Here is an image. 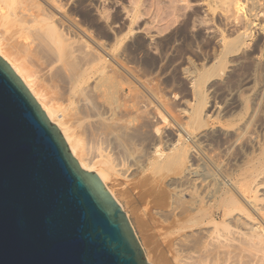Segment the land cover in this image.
Here are the masks:
<instances>
[{
    "label": "rangeland",
    "instance_id": "rangeland-1",
    "mask_svg": "<svg viewBox=\"0 0 264 264\" xmlns=\"http://www.w3.org/2000/svg\"><path fill=\"white\" fill-rule=\"evenodd\" d=\"M64 1L66 0H61V2ZM202 1L203 3L201 2V0H93L92 2L94 3V6L97 8L96 11H99L96 13V17H99L97 16V14H99L100 16L105 15V17L108 20L110 19L109 21L111 22L113 21L112 25L114 24L113 26L115 30L116 31L118 30V32L115 31L117 35L114 34L113 31L114 29H113L108 35L109 38L108 36H105L102 37V39L109 43H112L110 45L117 47L118 42L120 41V38L122 36V39L124 40L123 43L120 45V48L123 52H125L126 50V54L123 53L124 58H122V61L124 62L125 59L126 63H124L123 65L126 64L125 67L127 68L130 67V69L134 67L138 69L137 70L134 68L133 69L134 71L128 70L130 74L129 72H123L125 75L126 73L127 75L128 74L130 75L129 76L130 78L126 76L125 79V77H123L124 78L123 81L125 80L122 83L123 95L126 94V97L124 96L125 101L127 100V103L133 104L134 96L130 95V93L137 95L138 97L137 96L135 97L140 99L143 103L140 100L137 101V99H135L136 103L137 102L138 103L136 104L134 102V104L138 106L140 105L139 106L140 111L141 110L143 111V112L141 111V114L143 113L144 114L143 116L146 117L145 112L147 110H145V108L149 109L147 111L148 112L147 117L149 116L148 118H151L150 120L153 121L154 124L153 123L152 124L155 127L157 128L160 127V129H158L159 136L158 135L157 136L161 138L160 139L161 141L159 143H156V145L158 150L163 153V155L158 158V160H160L161 163L158 164L157 163L158 161L154 162V159L150 158L151 155L149 153H148L149 155L145 153L149 150L151 151L152 144L150 143L153 142V136L148 132L149 126L147 125L143 127L141 130L142 132L144 131L143 134L140 131L141 132L140 133L141 135H139L140 137L138 136L137 138H134L135 141L136 140L138 141L136 142L137 146L136 144L132 146L133 142H135L133 140H132L133 142L131 141L132 144H130L129 146L131 148L135 146L134 149L136 148L135 149L136 151L134 152V149L133 150L131 149L133 152L130 151L131 152L130 154H133V156L131 155V157L134 159L136 153V157L134 160L136 163L138 162L139 165L137 164L135 169L129 170V172L127 173L128 174L127 176L129 177L126 176L125 178H123V176H117L118 177L117 178L115 177V174H113V172L111 171V173L114 176L110 173L109 176H111L110 177L111 179L108 176V179L106 180V184L114 191L118 202L120 203L122 209L126 213V216L134 232L136 233V237L138 238L139 244L142 248L146 261L150 264H181L183 260L185 262H188L187 260H189L188 256L190 254L188 252L192 248L191 243L192 246L194 245L195 249L202 248L203 246V244H201L202 238L201 239L199 238L201 241V243H199L198 242L199 236H196V234L203 229L210 228L212 230L213 223L209 221H211L213 218L218 222L221 221L220 224H222V218L226 217L225 215L226 213L228 214V212L229 215L231 216L233 215L234 217L232 216L233 217L232 218L231 216H229L228 218L230 219L224 218L223 221H225L226 223L229 221L228 224L232 226L230 229L228 224H227L228 226L222 224L221 227H219L220 226L219 224L218 227L219 230L221 228L220 233L222 236L225 234V232L230 233V231L233 230L232 228H234L238 224V222L240 224H238L236 228H234L236 229V231L237 228L239 229L240 225L241 227L239 230L241 231L243 229L242 231H245L246 229L245 227H248L250 225L249 223H252L253 225H257L259 227L262 226L261 228H264V44L261 43L264 42V36H263L264 33H260L261 35L259 34L257 35L254 32H252L253 35L250 34L249 35L250 38L249 37L245 38L242 44L239 42H232V40L230 42L229 31H226L223 23H221V20L219 21V18L221 19L223 15H226L228 17H231L230 19L233 20L234 18L232 17L231 11L230 10L227 11L228 14H226L225 11V13L223 14L224 10L222 9L223 10L222 11L221 9H219L221 8L222 5L217 0H212V1L207 0L208 2H206V0H202ZM243 1L244 2L246 1L245 2L246 7L250 6L252 3L255 4V7L257 6L255 9H258V7L259 8L264 7V3H263L264 0H251V2L249 3L248 0H243ZM259 1L261 4L256 3ZM209 5H212L211 7L213 9L210 8ZM215 7H217L218 9ZM203 8L204 9L206 8V11ZM214 8H215V12H213ZM247 8L246 10L248 11ZM216 9L217 11L221 10V13L217 12ZM253 11L252 13H254ZM203 12L207 14H204ZM211 13L212 16H208L211 15ZM247 13L249 14L250 12ZM206 15L207 17H205ZM216 15L218 16L220 15V16L217 17ZM204 17L206 18V20ZM251 17L254 18V16ZM217 18L218 20L216 21ZM237 19L239 21H237ZM237 19L235 20V22H237L236 23L237 26L238 25L241 26L243 23L244 16L241 14ZM205 21L208 23H205ZM204 23L205 26L207 24V27L203 25ZM119 24H121L122 26ZM221 25L223 26V28L220 27ZM201 27L203 28V30L201 29ZM204 29L207 30V32ZM213 30L217 34H219L218 32H220L219 34V36H221L220 40L218 39L219 37H215V35L212 33L214 32ZM120 31L122 32L124 31V33H121ZM119 33H121L122 35L120 34L119 36ZM230 33L232 39L234 33L232 32ZM205 34L207 35V37ZM226 36L228 37L229 41L226 39ZM145 37L146 38L150 37L151 39H153L152 41L154 43L152 42V44H150L152 46L149 47L150 49H147L145 46ZM110 38H112L113 40H111ZM225 40H227V42H230L231 45H229V43L227 45L226 44L227 42ZM224 42L225 45H222L224 44ZM244 43L245 45L246 44L247 45L245 46ZM215 44L217 45V47ZM125 46H127V48ZM228 46H230L232 50L231 49L228 50L229 48ZM226 49L229 51V53L226 52L227 51ZM111 64L114 67L116 66L117 68H119V66L116 63L111 62ZM132 72L134 73L136 72V73L134 74ZM131 73L134 74L135 77L137 78H134V75L132 77ZM198 77H200V80ZM128 79H131V81H129ZM137 79L139 81L141 80L144 83V85H147L150 82L149 84L151 86L148 84L149 88L148 86H145L146 88H144L143 87L144 85L141 84L142 82L141 81L139 82ZM151 79L153 82L151 81ZM126 80L132 83L131 84L127 83ZM134 85L137 86L138 88H136ZM129 88L131 89L136 88L137 92L136 91L135 93L133 92L135 89H132L131 92ZM152 88L154 90L156 88L157 89L153 91ZM194 88H196L197 91ZM154 92L157 93L155 94ZM162 93L163 95L161 96L160 94ZM154 94L156 96L158 95V97H155ZM127 95L130 96L128 97ZM131 96L132 99H130ZM164 97H166V99ZM127 98L130 100L128 101ZM201 101L202 103L199 105ZM143 104L145 107L142 106ZM194 106L196 108L197 107L199 108V110L197 108L199 112L200 109H203L204 111V113L203 111H201L199 116L201 118L200 119L201 124L199 123V119L196 120L200 125H196L197 123L194 120L196 119V117L193 118V122L190 117V111L195 108ZM150 111L154 113H151ZM158 111H160V113H158ZM187 112H189V114H187ZM161 113H163L164 115ZM185 116L187 117V119ZM147 117L145 118L146 120ZM163 117L165 120H162ZM202 118L203 120H205L203 122L205 125L202 124ZM178 119L183 120L182 121L184 123L183 125L190 130V137L192 136L191 138H194V140L188 138L187 141V145H188L187 148L189 149L188 150L189 157L187 158L188 160L186 163L188 165L186 166V163L184 165L176 164L177 167L175 168L174 163H172L173 166L171 167L168 166L171 165V163L167 164L166 162H164L163 157H165L164 155L168 152L167 149L168 145L166 146L164 141L167 142V144L172 143L173 138L170 137L171 133L173 134L177 132L176 130L179 129L177 127H179L178 125L181 124L180 120H179L180 123H178L177 121ZM51 123L54 124L53 121H51ZM195 126H197L198 128H196ZM200 126L201 128H199ZM162 131L164 133H162ZM165 134L166 136L164 137ZM140 138L144 139L145 141L141 142L142 139ZM170 138H172V140ZM189 140H191L192 143H190ZM145 142H147V144L150 147L146 146L147 144ZM194 142L196 144H194ZM143 146L145 149H142ZM163 146H165L166 148ZM162 148L164 151L161 150ZM142 150H145V152H143ZM140 151L142 152V154L143 153L144 154L141 155ZM144 155H146V157ZM147 155L149 158L147 157ZM196 155H197V159L199 160L195 159ZM196 160L199 161L200 164L202 162V164L204 165L201 164L202 165L201 166ZM196 162L199 165L198 164L196 165ZM189 164L193 167L191 168ZM139 166L140 168H138ZM182 169L186 170L185 172L189 174V175L186 174L187 177L182 176V174H184V171ZM195 170L198 171L195 172L197 174L192 173ZM201 171L206 172V174L202 173ZM133 172H135V174ZM179 172L182 174L180 175ZM201 173L204 174L205 176H203ZM179 175L181 177H179ZM190 177L193 180H191ZM181 178H183L185 181H183V179L181 180ZM137 181L138 184L142 185L140 187V190L142 192L144 191L143 193L145 194L142 198H138L136 195L137 194L136 190L131 189L132 184L136 183ZM182 181L185 183H183ZM231 182L232 184H234V187L237 186L238 189H240L243 192V194L245 195V199L247 198L246 201L244 197H241V195H239L238 192L235 189H233V185L231 184ZM201 185L203 186L201 187ZM151 187H153V190ZM173 187L174 188L177 187L175 188L177 190L175 191ZM154 189L155 192H153ZM180 191L183 192L184 194H182ZM149 193L152 194V196ZM175 193L178 195V198H176L177 195H175ZM172 194L174 196H172ZM205 195L206 197H204ZM199 198L201 199L199 200ZM249 198H251L252 204L250 203ZM191 199L192 201L196 199L198 200V202H196V200H194L193 202L188 201ZM169 201L171 202V205ZM175 201L177 202V204L174 203ZM189 202L190 204L191 202L193 204L195 202L197 203L196 204L197 206L195 204H194L195 206H193V204L191 206ZM253 202L255 204H253ZM175 204L177 205L176 207ZM132 205H135L137 207V213L135 214L132 211ZM180 205H182V209L189 208V209H185V211L184 209L183 211L181 210L180 213L187 212L186 210H188V212L191 210L190 212L192 213L195 210L193 212V215L190 212H189L190 214L187 212V213H183L182 216H180L181 215L179 213V210L181 209ZM144 206L150 207L148 210L150 213L149 214L150 217H148L149 219L147 218V225H141L139 222L141 213L143 211L142 209ZM172 206L175 208L174 210L171 209L173 208ZM193 207L195 209H193ZM196 207L198 208L196 209ZM199 207L202 208L204 207L205 210L204 208L203 209L201 208L202 210L201 211L199 210L200 211L199 212L198 211ZM152 209L155 210L157 209L160 212L158 211L159 212L158 213L157 210L156 211L153 210L154 212H152ZM196 210L198 211V213L196 212ZM171 211L172 213H170ZM163 212L165 213V215H160L163 214ZM153 213L158 215L154 216ZM204 213L205 214L209 213V214L205 216ZM172 214L173 216L174 215L176 216L177 214L179 216L177 215L176 217L174 216L173 218ZM186 214H189V216H187ZM170 215L172 216V218ZM241 215L242 217L240 218ZM153 216H154V220L152 218ZM158 216L160 217V219L158 218ZM237 216H239L238 218L239 221L237 220ZM164 217L165 219H163ZM167 217L169 220L167 219ZM161 218L163 222H161ZM191 219L192 220L194 219V221L197 220L195 221L196 223H194V221L192 222L190 221L191 222L190 224L188 220ZM247 219H249L247 221L248 223L245 221ZM176 220L178 221V223L176 222ZM242 220L244 223H242ZM250 220L251 222H249ZM202 221L203 224H201ZM183 222H185V225ZM207 223L209 225L211 224L210 227ZM183 226H184L183 229L180 230L178 229L179 227H183ZM201 226L202 229H200ZM226 227L230 230H227ZM222 228L223 229L225 228L226 231L224 232ZM192 231H194V234L195 232H197L195 236ZM215 233L216 235L219 233L218 229ZM220 233L218 235H220ZM229 233H226L227 235L225 236H229ZM234 233H235L234 234L235 239H236V235L239 238L240 234L236 233L235 231ZM183 235L184 237H181ZM221 235L219 237L222 238ZM179 238L180 239L187 238L188 241H190L189 242L190 245H188V241L184 243L181 242L180 244H178V241L176 240H180ZM195 240L197 241L194 242ZM174 242L175 243L177 242L178 245L174 244ZM237 242L239 243L238 240ZM237 242H234L235 248L233 249L235 251L232 249L233 250L232 252L234 253L237 252L238 254L239 251V254L241 255L240 252L244 250L242 253H245L246 251L245 247L247 245L244 243L245 244L244 246L242 242L241 246H239L240 243L236 244ZM185 243L187 246L185 245ZM196 243L202 246L200 245L198 246ZM172 244L174 245L173 247ZM195 244L198 247H196ZM236 245L238 247H242L243 245L244 247L239 248L241 249L240 251L238 247L236 248ZM177 247H179L177 252H174V250ZM183 247L188 249H184ZM247 248L248 250L250 249V247L248 246ZM192 249L191 251L194 250ZM181 251L182 252L184 251L185 253L183 252L182 254ZM150 256L153 258L149 259ZM176 257L178 258L175 259ZM182 258H186V259H182ZM177 260L180 263H178ZM184 261L183 264H185ZM234 262H237V260L235 261L231 260V264Z\"/></svg>",
    "mask_w": 264,
    "mask_h": 264
},
{
    "label": "bare ground",
    "instance_id": "bare-ground-1",
    "mask_svg": "<svg viewBox=\"0 0 264 264\" xmlns=\"http://www.w3.org/2000/svg\"><path fill=\"white\" fill-rule=\"evenodd\" d=\"M209 1H212V0H209ZM217 1L222 5V6L220 5L221 8H219V9L224 10L223 14L225 13V11H226V14H228L227 11L230 10L232 13V17L234 18L232 20V19H230L231 17H228V16L223 15V14H222L223 17H221V19L219 18V21L221 20V23H223L226 31H229L230 42L232 40V42H239L242 44L244 42L245 38L249 37V35L252 34V32H254L257 35L258 34L261 35L260 33H264L263 32L264 31V7H262V8L258 7V9H255L257 6L255 7V4L252 3L250 6H247L248 7L247 8L246 3H245L246 1L244 2L243 0H217ZM92 2H93V0H66L64 2H61V0H0V30H1L0 31V33H1V36H0V55L12 66V68L17 73V75L19 76L21 81L24 83V85L27 87V89L30 91V93L33 95V97L39 103V105L41 106V108L43 109V111L45 112L47 117L49 118V120L53 121L54 124L58 127V130H59L61 136L63 137L64 141L67 143L69 152L76 159L80 168L84 169L86 171H94L97 174V176L99 177V179L101 180V182L105 185L108 192L118 202L116 194L106 184V180L108 179L109 174L112 171L113 174H115V177L123 176V178H125L128 175L127 173L129 172V170L136 168V166L138 164V162L136 163L134 160L136 157V153H135L134 159L131 157V155L133 156V154H130L131 153L130 151H132L135 146L133 148H131L129 146H130V144H132L133 141H135L134 138H137L139 135H141L140 133L142 132L141 131L142 128L147 126V125L149 126L148 132L153 136V142L150 143V144H152L151 145V151L150 150L147 152H145V150H142V151L147 153V154L149 153L151 155L150 158H153L154 162L158 161L157 162L158 164L161 163L160 160H158V158L161 157L163 155V153L158 150L157 145H156V143H159L161 141L160 140L161 138L158 137L159 136L158 135V132H159L158 129H160V127H159L160 125L158 124L159 128L155 127L153 125L154 124L153 121L150 120L151 118H148L149 116L147 117V113H148L147 111L149 109L145 108V110H147L145 112L147 120L145 119L146 117L143 116L144 114L143 113L141 114L142 110L140 111V107H139L140 105L139 106L136 105L138 102L136 103L135 99H137V101L140 100V99L135 97L137 95L130 93V95L134 96L133 100L136 104H134V102H133V104H129V103H127V100L125 101L126 94L123 95V86H122V83L125 81V80L123 81V79H124L123 77H125V79H126V76L128 78H130L129 77L130 72L128 70H133L135 67L133 66L134 68H132V69H130V67H128L129 68L128 69L127 67H125L126 64L123 65L124 63H126L125 59H124V62L122 61V58H124L123 53L126 54V50H125V52H123L120 48V45L123 43V40H124V39H122V36L120 38V41L118 42L117 47L110 45L112 43H109V42L102 39V37L108 36L109 33L113 29H114L113 30L114 34H116L115 33L116 30L113 26L114 24L112 25L113 21L112 22L109 21L110 19L108 20L105 17V15L100 16L99 14H97V16H99V17H96V13L99 11H96L97 8L94 6V3H92ZM201 2L203 3L202 0H201ZM206 2H208V1L206 0ZM249 2H251V0L250 1L248 0V3ZM212 3H214V2H212ZM256 3L258 4V3H260V1L256 2ZM216 4H218V3H216ZM96 6H98V5H96ZM204 6H205V4H204ZM211 6L212 5H209L210 8H212ZM213 6H214V4H213ZM262 6H263V4H262ZM206 8H207V6H206ZM206 8L205 9L203 8V9L206 11ZM210 8H209V10H210ZM215 8H217V7H215ZM215 8H214L213 12H215ZM246 8L248 9V11L246 10ZM217 9H216V11H217ZM221 10L217 11V12L221 13ZM253 10H255V11H253ZM252 11L254 13H252ZM247 12H250V13L248 14ZM207 13H208V11H207ZM207 13H204V14H207ZM241 14L244 16L243 23L241 26H239V25L237 26V24H236L237 22H235V20ZM214 15H215V13H214ZM208 16H212V13H211V15H208ZM216 16L219 17L218 15H216ZM251 16H254V18H252ZM205 17H207V15ZM213 18H216V17H213ZM205 20H206V18H205ZM217 20H218V18L216 19V21ZM237 21H239V20L237 19ZM192 22H193V20H192ZM205 23H208V22L205 21ZM205 23L203 24L204 26H205ZM117 24H116V26H117ZM218 24H219V22H218ZM119 25H121V24H119ZM121 26H119V27H121ZM205 27H207V24ZM220 27L223 28L222 25ZM193 28H195V27H193ZM212 28H214V27H212ZM215 28H216V26H215ZM201 29L203 30L202 27H201ZM209 30H210V28H209ZM205 31L207 32V30H205ZM116 32H118V30ZM120 32L124 33V31L123 32L120 31ZM209 32H212V31H209ZM230 32L235 34V36L233 34L234 37L232 36V39H231V33ZM121 33H119V36ZM212 33L215 35V37H219L218 38L219 40L221 39V36H219L220 32H218L219 34H217L215 31ZM111 34H113V33H111ZM221 35H223V34H221ZM113 36H115V35H113ZM145 36H147V35H145ZM206 37H207V35H206ZM255 37H256V35H255ZM108 38H109V36H108ZM117 38H118V36H117ZM110 39L113 40L112 38H110ZM226 39L228 40L227 36H226ZM152 40L153 39H151L150 37H147V38L145 37V46L147 49H150L149 47L151 46L150 44H152V42H153ZM227 40H225V41L227 42ZM137 42H138V40H137ZM137 42H135V43H137ZM230 42H227L226 44L228 45V43H229V45H231ZM215 43H216V41H215ZM261 43L264 44V42H261ZM222 45H225V42ZM244 45H245V43H244ZM241 46H243V45H241ZM125 47L127 48V46H125ZM216 47H217V45H216ZM228 47H229L228 50L229 49L232 50V48H230V46H228ZM218 48H220V47H218ZM239 49H240V46H239ZM228 50L226 52L229 53ZM228 53H225V54H228ZM203 54H201V55H203ZM125 56H127V55H125ZM111 62L116 63L119 66V68H117L116 66L114 67L111 64ZM135 69H137V68H135ZM123 72H129V74L127 75V73H126V75H125ZM132 73H134V72H132ZM134 74H132L131 76L133 77ZM123 75H125V76H123ZM201 77H202V75H201ZM134 78H137V77H135V75H134ZM138 78H139V76H138ZM198 78L200 80V77H198ZM131 79H128V80L131 81ZM129 81L126 80L127 83H130ZM151 81H152V79H151ZM191 82H193V81H191ZM133 84H135V83H133ZM141 84L144 85L143 82ZM148 84L144 85L143 87L146 88L145 86H148V88H149L150 84L149 85ZM191 86H194V85H191ZM135 87L138 88L137 86H135ZM136 88H132V89H135L133 91L134 93L136 91ZM196 88H194V89L196 90ZM129 89L132 92V89L131 88H129ZM152 90L155 91L153 88H152ZM138 92H139V89H138ZM160 95L162 96L163 93ZM155 97H158V95L157 96L155 95ZM164 98L166 99V97H164ZM130 99H132V96ZM130 99H128V101ZM169 99H170V97H169ZM201 103H202V101L199 103V105ZM187 104H188V101H187ZM191 104H189V105H191ZM142 106H144V104ZM182 108H184V107H182ZM197 108L195 110L193 109L194 111L191 110V108H190V110H191L190 111V117L192 119V122H193V118L196 117V119H194V120L196 121L197 119H199V123H200L201 118L199 116H200V112L203 111V109H200V112H199L198 111L199 108H198V110H197ZM151 113H154V112H151ZM158 113H160V111H158ZM185 113H186V111H185ZM203 113H204V111H203ZM161 114H163V113H161ZM182 114H183V112H182ZM187 114H189V112H187ZM155 115H156V113H155ZM173 116H172V118H173ZM186 119H187V117H186ZM186 119H185V121H186ZM162 120H165L164 117ZM179 120L180 119L177 120L178 123H180V121H181V124H179L178 125L179 127H177L179 129L176 130L177 132H175L173 134L171 133V136L169 135L170 137L173 138L172 143L167 144V142L164 141L165 145L166 146L168 145L167 146L168 152L164 155L165 157H163V161L166 162L167 164L171 163V165H168L170 167L173 166L172 163H174L175 168L177 167L176 164H180V165L183 164L184 165L187 162V160H188L187 158L189 157V151H188L189 149L187 148L188 147L187 141H188V138L194 140V138H191L192 136L190 137V130L186 126L183 125L184 124L182 122L183 120H180V121ZM204 121L205 120H203V118H202V124L203 125H205L203 123ZM196 123H197L196 125L201 124V123L198 124L197 121H196ZM195 127L198 128L197 126H195ZM199 128H201V126ZM143 132H142V134H143ZM162 133H164V132L162 131ZM166 134L164 135V137L166 136ZM195 137H197V136H195ZM172 138H170V139L172 140ZM198 138H200V137H198ZM140 139H142V138H140ZM142 141H145V140L142 139L141 142ZM189 141H190V143H192L191 140H189ZM136 142H138V141L136 140L135 142H133L132 146L135 145ZM145 143L147 144V142H145ZM194 144H196V143L194 142ZM136 146H137V144H136ZM146 146H149V145L147 144ZM190 146H192V145H190ZM163 147H165V146H163ZM129 148H130V150H129ZM135 149H134V152L136 151ZM142 149H145L144 146ZM161 150L164 151L163 148ZM194 151H197V150H194ZM140 154L143 155L144 153L142 154V152L140 151ZM148 155H147V157H148ZM144 156L146 157V155H144ZM145 157H144V159H145ZM195 157L194 158L197 159V155ZM142 159H143V156H142ZM197 160H199V159H197ZM191 161H192V159H191ZM200 161H201V159H200ZM197 162L200 164L199 161H197ZM197 162H196V165L198 164ZM193 163H195V162H193ZM140 164H141V162H140ZM143 164H144V162H143ZM201 164H202V162H201ZM187 165L188 164L186 163V166ZM202 165H204V164H202ZM189 166L191 168L193 167L190 164H189ZM189 166H188V168H189ZM138 168H140V166ZM142 168H144V167H142ZM183 171H184V174H182L183 173L182 171H181L182 173L179 172V174L180 175L182 174L183 177H185V176L187 177L186 174H188V173L185 172L186 170H183ZM204 171H206V170H204ZM204 171H201V172L206 174V172H204ZM195 172H198V171L195 170L192 173H195ZM133 173L135 174V172H133ZM195 174H197V173H195ZM204 174H202V175L205 176ZM130 175H133V174H130ZM180 175H179V177H181ZM110 177L111 176H109V178ZM127 177H129V176H127ZM113 179H114V177H113ZM182 179L183 178H181V180ZM191 180H193V179L191 178ZM174 181H176V180H174ZM183 181H185V180L183 179ZM191 182H193V181H191ZM183 183H185V182H183ZM170 184H172V183H170ZM231 184H232V182H231ZM186 185H187V183H186ZM232 185H233V189H235L238 192V194L241 195V197H244V199H245V195L243 194V192L240 189H238V187L236 185L235 186L237 188L234 187V184H232ZM141 186L142 185L138 184V181L136 183H133L131 186L132 190H134V189L136 190V193H137L136 195L138 198H142L145 195L143 193L144 191L142 192L140 190ZM202 186L203 185H201V187ZM151 188L153 190V187H151ZM175 188H177V187H175ZM176 190L177 189H175V191ZM215 190H216V188H215ZM171 191H172V189H171ZM153 192H155V189ZM181 193L184 194L183 192H181ZM211 193H213V192H211ZM173 194H172V196H174ZM150 195L152 196V194H150ZM155 195H153V196H155ZM175 195H177V194L175 193ZM204 197H206V195ZM176 198H178V195ZM251 198H252V196H251ZM251 198H249L250 203L252 202ZM200 199L201 198H199V200ZM246 199H245V201H246ZM194 200H196V199H194ZM188 201H192V199L188 200ZM192 202H191V204L189 202V204L191 206L193 204ZM196 202H198V200H196ZM174 203L177 204L176 201ZM176 204H175V207L177 206ZM178 204H179V202H178ZM194 204L196 205L197 203L194 202ZM194 204H193V206H195ZM253 204H255V203L253 202ZM170 205H171V202H170ZM169 207H171V206H169ZM180 207H181V209H180ZM180 207H179V209H180L179 213L181 210L183 211V209H184V211H185V209H189V208H183L182 209V205H180ZM149 208L150 207H148V206H144L142 209L143 211L141 213V217H140V221H139L141 225H147V218L150 217L149 216L150 213L148 211ZM197 208L198 207H196V209ZM201 208L202 207H199L198 211L199 210L201 211L204 207L202 209ZM258 208H260V207H258ZM171 209L174 210L175 208L173 207ZM193 209H195V208L193 207ZM153 210H155V209H152V212H154ZM204 210H205V208H204ZM255 210H257V209H255ZM132 211L134 212V214L137 213V207L135 205H132ZM158 211L159 210H157V212ZM172 211L170 213H172ZM186 211L188 212V210H186ZM198 211L196 210L197 213H198ZM187 212H182V213H180L181 215L179 213L178 214L180 216H182L183 213H187ZM193 212L192 213L190 212V213L193 215ZM205 212H207V211H205ZM255 212H257V211H255ZM209 213H207V214H209ZM259 213H260V211H259ZM153 214H154V216L158 215L155 213H153ZM189 214H186V215L189 216ZM207 214H205V216ZM160 215H165V213L163 212V214H160ZM261 215H262V213H261ZM154 216L152 217L153 220H154ZM172 216H173V214H172ZM172 216H171V218H172ZM174 216H173V218H174ZM225 216L226 217H224V218H228L231 215H229V212H228V214L226 213ZM165 217L163 219H165ZM241 217H242V215L240 216V218ZM250 217H251V215H250ZM158 218L160 219L159 216H158ZM192 218H194V217H192ZM224 218H222V224H225L226 226L229 225V228L231 229L232 225L230 226V224H228L229 221L227 223L225 221H223ZM238 218H239V216H237V220H238ZM247 218H249V217H247ZM138 219H139V217H138ZM167 219H168V217H167ZM228 219H230V218H228ZM243 220H242V223H244ZM248 220L249 219H247L245 221L247 222ZM158 221H160V220H158ZM188 221L192 222V221H194V219L193 220L191 219ZM195 221H197V220H195ZM195 221H194V223H196ZM161 222H163L162 218H161ZM176 222L178 223L177 220H176ZM189 222H186V223H189ZM191 222H190V224H191ZM209 222L213 223L212 224V230L210 228H209L210 230L209 229L200 230V229H202V226H201L199 229L200 230L199 233L195 232V234L197 233L196 236H199L198 237L199 243H201L200 239L202 238L201 244H203V246L199 244L200 246H202V248L195 249L194 245L192 246V243H191V247L194 250L191 248L193 250V251H191V249L189 248L191 252L190 251L188 252V253H190L189 256L186 254L189 257V260H187L188 262H185L183 260L185 264H231V260H233V261L237 260V262H234L236 264H264V228H261L262 226L259 227L257 225H253L252 223H249L250 225L248 224L249 226L245 227L246 228L245 231H242L243 229L240 231L239 230L241 227V225H240L239 229L237 228V231H238L237 232L236 229H234V228H236V226L238 224H240L238 222V224L234 228H232L233 230L230 231V233L225 232L226 231L225 228L224 229L222 228L225 232V234L223 232L224 235L222 236L220 233L221 228L219 230V227H221V225H222V224H220L221 221L218 222L217 220H215L213 218ZM249 222H251V220ZM183 223L185 225V222H183ZM201 224H203V221L201 222ZM219 224H220V226L218 227ZM210 225H209V227H210ZM183 228H184V226L179 227L178 229L180 230ZM138 229H139V226H138ZM217 229H218V232L220 233V235L222 236V238L219 237L220 236V235H218L219 233L216 235L215 232L217 231ZM226 229L230 230L227 227H226ZM234 231L236 233L240 234L239 235L240 239L237 237V235H236V239H235ZM192 232L194 234V231H192ZM192 232H191V234H192ZM226 233H229V236H225V235H227ZM195 234H194V236H195ZM181 237H184V235ZM190 239H191V236H190ZM237 240L239 241L240 244L237 242ZM176 241H178V244H180L181 242L182 243L187 242L188 239L182 238V239L176 240ZM196 241L197 240H195L194 242H196ZM189 242L190 241H188V245H190ZM234 242H237L236 244H239V246H241V243L243 242V244L245 243L248 247H250V249L248 250V248L246 246L245 247L246 248L245 253H242L244 251V250H242V252H240L241 255L239 254V251H238V254H237V252H235L236 253L235 254L234 252H232L234 250L233 248H235ZM174 244H177V242L176 243L174 242ZM196 244L198 245V243H196ZM196 244H195V246H196ZM245 244H244V246H245ZM185 245H186V243H185ZM173 246L174 245L172 244V247ZM198 246H196V247H198ZM244 246L242 245V247H238L236 245V248L238 247V249H239V248H243ZM175 247H176V245H175ZM178 248L179 247H177L175 250L173 249L174 252H177ZM181 248H182V246H181ZM184 249H188V248H184ZM239 250L241 251V249H239ZM183 252L181 251L182 254H183ZM186 253H187V251H186ZM177 256H179V255H177ZM233 257H235V258H233ZM152 258L153 257H151V256L149 257V259H152ZM177 258L178 257H176L175 259H177ZM182 259H186V258H182ZM178 260H180V259H178ZM178 260H177V262L180 263ZM183 261L181 264H183ZM229 261H230V263H229ZM234 263H232V264H234Z\"/></svg>",
    "mask_w": 264,
    "mask_h": 264
},
{
    "label": "water",
    "instance_id": "water-1",
    "mask_svg": "<svg viewBox=\"0 0 264 264\" xmlns=\"http://www.w3.org/2000/svg\"><path fill=\"white\" fill-rule=\"evenodd\" d=\"M0 264H150L120 204L1 55Z\"/></svg>",
    "mask_w": 264,
    "mask_h": 264
}]
</instances>
